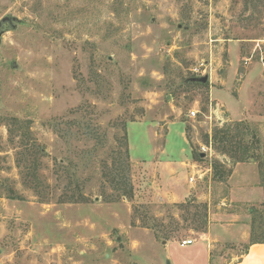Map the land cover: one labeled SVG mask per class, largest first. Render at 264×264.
Segmentation results:
<instances>
[{"label":"rangeland","instance_id":"1","mask_svg":"<svg viewBox=\"0 0 264 264\" xmlns=\"http://www.w3.org/2000/svg\"><path fill=\"white\" fill-rule=\"evenodd\" d=\"M6 15L0 264H232L264 238V203L235 197L247 166L231 178L212 137L249 124L264 187V0H0ZM165 149L195 180L158 173Z\"/></svg>","mask_w":264,"mask_h":264},{"label":"crops","instance_id":"2","mask_svg":"<svg viewBox=\"0 0 264 264\" xmlns=\"http://www.w3.org/2000/svg\"><path fill=\"white\" fill-rule=\"evenodd\" d=\"M155 148L150 144L149 148L147 149V153L155 154ZM164 150V152L160 151V159L154 161L158 173L160 175L165 176L167 179H177L178 176L182 171L184 164L189 168V170L193 171V175H196V172L200 173L201 169H196L197 162L194 160V163H187L191 161H184L182 157L184 154H180L179 159L176 158H166V153L169 152ZM184 151V150H183ZM148 154V155H149ZM205 158V157H204ZM195 165V166H194ZM240 166H247L243 168V170H247L245 174L237 175L235 178V197L238 202L244 203H255V204H263L264 203V187L259 183V173L257 174L258 177L255 176V172L257 171L256 163L250 161L246 162H238L234 164V169L231 174V178L237 174ZM186 167V168H187ZM185 168V167H184ZM249 168H252V174L250 175ZM208 170V169H207ZM255 176V177H253ZM253 177V178H252ZM238 186V187H237ZM175 192L165 194L167 197L176 196ZM264 207V205H263ZM235 216H238L235 214ZM251 239V231L247 229L246 224L235 223V243H246L249 242ZM209 251V250H208ZM212 259L211 255L208 256V264H211ZM232 264H264V238L254 240L250 242L247 249H245L244 253L239 255L237 258L235 257L234 262Z\"/></svg>","mask_w":264,"mask_h":264},{"label":"trees","instance_id":"3","mask_svg":"<svg viewBox=\"0 0 264 264\" xmlns=\"http://www.w3.org/2000/svg\"><path fill=\"white\" fill-rule=\"evenodd\" d=\"M196 83H200L199 81H195ZM235 132H232V125H225L222 128H216L213 132V140L215 147L218 148L222 153L229 155L233 162L236 164L238 162H246L249 161L251 158H255L256 160V154L255 153H249L250 146L245 145L243 143V136L246 135L245 130H250V125L243 122L238 121L235 123ZM28 147V145H26ZM123 153L124 158L126 161L129 160V145L128 141H124L123 144ZM39 151H42L41 149H38ZM197 159L202 160L204 157H201V153L196 154ZM216 167V173H221L218 170V166ZM31 168V167H28ZM232 172V171H231ZM119 176V174H116ZM115 175V176H116ZM15 197V195L13 196Z\"/></svg>","mask_w":264,"mask_h":264},{"label":"water","instance_id":"4","mask_svg":"<svg viewBox=\"0 0 264 264\" xmlns=\"http://www.w3.org/2000/svg\"><path fill=\"white\" fill-rule=\"evenodd\" d=\"M16 20L17 17L11 15H6L0 20V39L3 33L16 28V23H14ZM195 80L199 82H206L208 80V76H203ZM201 157H205V154L201 153ZM166 264H171V262L167 260Z\"/></svg>","mask_w":264,"mask_h":264},{"label":"built area","instance_id":"5","mask_svg":"<svg viewBox=\"0 0 264 264\" xmlns=\"http://www.w3.org/2000/svg\"><path fill=\"white\" fill-rule=\"evenodd\" d=\"M193 114H195V111H192ZM191 181L195 180V175H193L191 178H190ZM193 244V240L188 238V239H183L181 242H180V245L181 246H188V245H192Z\"/></svg>","mask_w":264,"mask_h":264}]
</instances>
